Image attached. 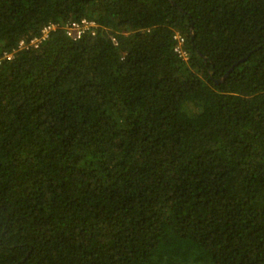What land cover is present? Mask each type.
I'll list each match as a JSON object with an SVG mask.
<instances>
[{
	"label": "trees",
	"instance_id": "trees-1",
	"mask_svg": "<svg viewBox=\"0 0 264 264\" xmlns=\"http://www.w3.org/2000/svg\"><path fill=\"white\" fill-rule=\"evenodd\" d=\"M0 264H264V0H0Z\"/></svg>",
	"mask_w": 264,
	"mask_h": 264
},
{
	"label": "built area",
	"instance_id": "built-area-1",
	"mask_svg": "<svg viewBox=\"0 0 264 264\" xmlns=\"http://www.w3.org/2000/svg\"><path fill=\"white\" fill-rule=\"evenodd\" d=\"M98 26L99 25L95 20L84 18L79 21H73V22L68 23L65 26V30L68 36H70L71 38L75 40H78V39H81L87 33H91L92 35H95L97 32ZM56 27L57 26L54 24H49L43 29L42 36L35 37L32 40H30V42H27L26 40H21L18 45V50L39 47L42 41L45 40L49 36L50 32ZM176 39L178 40V46L176 50L178 51V53H180L181 56L187 57L188 53L183 48L184 38L180 35H177ZM13 56L14 54L7 53L6 59L11 60Z\"/></svg>",
	"mask_w": 264,
	"mask_h": 264
},
{
	"label": "water",
	"instance_id": "water-1",
	"mask_svg": "<svg viewBox=\"0 0 264 264\" xmlns=\"http://www.w3.org/2000/svg\"><path fill=\"white\" fill-rule=\"evenodd\" d=\"M228 75H229V72L221 80H218L217 82L219 83V82L224 81L228 77Z\"/></svg>",
	"mask_w": 264,
	"mask_h": 264
}]
</instances>
